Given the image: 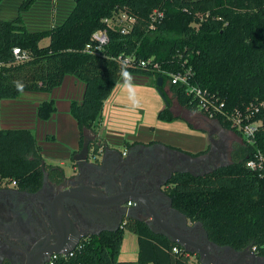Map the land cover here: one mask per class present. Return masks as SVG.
<instances>
[{"label":"trees","instance_id":"16d2710c","mask_svg":"<svg viewBox=\"0 0 264 264\" xmlns=\"http://www.w3.org/2000/svg\"><path fill=\"white\" fill-rule=\"evenodd\" d=\"M34 1L22 0L14 18L0 19V99L17 98L28 91L50 92L66 75H74L84 84L82 99L70 101L79 130V150L89 138V151L97 157L107 147L98 135L97 120L122 72L148 75L153 84L162 77L156 88L165 106L157 118H182L198 128L192 114L196 101L185 93L184 86L169 84L178 104L175 109L163 90L166 73L123 66L115 59L117 55L153 57L167 72L190 67L193 82L219 96L226 111L251 113V120L261 124L254 143L249 144L228 120L216 116L222 127L240 137L230 148L231 163L200 176L176 172L169 179L166 194L172 207L189 221L201 222L215 244L235 250L249 247L264 257V177L261 171L245 165L256 149L264 150V0H74L63 22L30 31L20 11ZM154 10L163 12L160 21H152ZM118 11L135 19L127 34L108 28L104 21ZM98 29H106L109 41L95 54L84 48ZM43 39L48 43L41 46ZM14 47L26 50L29 58L17 61ZM54 111V101L43 100L37 116L45 120ZM44 172L52 181L64 177L61 166L45 162L31 130L0 128V181L8 179L20 190L36 192ZM124 229L136 235V264H188L190 256L196 259L195 264L201 263L197 255L151 231L143 220L129 218L115 231L82 239L72 255L59 257L55 264H121L118 255Z\"/></svg>","mask_w":264,"mask_h":264},{"label":"water","instance_id":"95a60500","mask_svg":"<svg viewBox=\"0 0 264 264\" xmlns=\"http://www.w3.org/2000/svg\"><path fill=\"white\" fill-rule=\"evenodd\" d=\"M161 84L162 77H158L156 86ZM215 123L225 134L221 124ZM209 138L211 146L205 156L199 157L201 161L210 160L219 148L220 140L212 139L211 131ZM88 145L89 138L72 155V174L51 182L44 172L40 189L32 193L36 199L32 227L35 241L30 251L25 252L24 264H45L52 254L66 255L82 239L102 231H115L129 218L143 220L154 233L164 235L189 254L197 255L201 264H264V257L249 247L235 250L215 244L201 222L189 221L172 207L171 199L162 190L172 174L188 172L200 176L217 169L216 163L208 171L194 173L191 169L197 158L170 147L142 146L139 153L138 148L133 147L127 150L125 157L117 149L104 148L101 156L96 157L91 155ZM223 148L224 163L219 166L231 163L229 143ZM161 177L164 178L161 180ZM6 192L15 193L17 189H0V194ZM128 201L134 205L127 206ZM4 258L11 263L14 260L8 254H1L0 264Z\"/></svg>","mask_w":264,"mask_h":264},{"label":"crops","instance_id":"0c3cea01","mask_svg":"<svg viewBox=\"0 0 264 264\" xmlns=\"http://www.w3.org/2000/svg\"><path fill=\"white\" fill-rule=\"evenodd\" d=\"M56 1V8H49L40 0L34 1L27 10L20 13L25 27L30 31H36L63 22L74 6V0ZM19 2L20 0H1L0 19L14 18L17 15L15 7L17 8ZM169 84L168 80L165 81L163 90L172 101L173 107L177 109L178 104L169 91ZM83 92V82L74 75L68 74L50 92L28 91L22 92L17 98L0 99V128L31 130L41 147L45 162L61 166L64 176H68L72 174L74 167L72 155L79 150V130L70 112V101L71 99L80 101ZM49 99L54 101L55 111L48 119H40L37 116L38 105L43 100ZM164 106L165 101L158 92L156 84H153L152 77L122 72L103 103L101 115L97 120L98 135L105 140L106 148L117 149L122 152L123 157L130 148H138L136 152L139 153L142 151V146L149 147L155 144L194 156L198 152L206 153L209 150L210 131L212 139L216 141L222 136L228 137L227 132L232 133L224 127L222 128L226 133L221 132L216 127L215 122L218 121L208 118L198 109L192 113L198 128L191 127L182 118L172 121L159 120L157 113ZM100 156L101 152L97 157ZM130 239L128 244H125V238L123 239L118 255L121 264H136L137 239L135 235ZM124 251L129 255H123Z\"/></svg>","mask_w":264,"mask_h":264},{"label":"built area","instance_id":"2783aa9c","mask_svg":"<svg viewBox=\"0 0 264 264\" xmlns=\"http://www.w3.org/2000/svg\"><path fill=\"white\" fill-rule=\"evenodd\" d=\"M162 16V11L154 10L152 12L151 19L152 21H160ZM104 21L108 28L119 31L121 34L129 33L135 23V19L123 11L114 12L111 17L106 18ZM150 28H153V23H151ZM108 41L109 38L106 29H98L93 32L91 41L85 45L84 49L88 52L98 54ZM13 54L17 61H24L29 58V53L26 50H21L19 47L13 48ZM115 59L123 66L132 68H150L152 70L166 73L168 75L169 83L184 86L185 93L196 101L197 109L199 111L205 114L208 118L212 119H215L216 116L224 117L228 120L232 128L240 132L246 143H254L255 135L261 122L259 120H251V113L246 112L244 114L239 109L226 111L224 101L221 100L219 96L207 88L193 82L194 73L190 67L184 66L182 70L167 72L165 70H161L159 62L154 60L153 57L142 59L137 57L134 53H121L117 55ZM184 63L185 62H183V65ZM261 105H264V102H262ZM255 110L257 111L258 108L255 107ZM245 165L250 170L261 171L264 177V150L256 149L252 156L247 159ZM13 186H15L14 181H9L8 179H2L0 181V187L2 188ZM131 204L134 203L128 201L126 205L130 206ZM73 250L68 252L66 255L52 254L49 256L45 264H55V261L59 257L72 255ZM173 251H177V248L174 247ZM191 258H194V256H190L188 264H195L196 259L194 258V261L192 262Z\"/></svg>","mask_w":264,"mask_h":264},{"label":"flooded vegetation","instance_id":"af4514ba","mask_svg":"<svg viewBox=\"0 0 264 264\" xmlns=\"http://www.w3.org/2000/svg\"><path fill=\"white\" fill-rule=\"evenodd\" d=\"M226 143H228V137L222 136L219 141V148L216 151V155L210 160L205 159L204 161H201L199 158L202 155L205 156L207 152L194 155L193 157L197 158V160L194 161L195 167H192V172L202 173L203 171H208L213 167L214 163L220 167L219 165L224 163L222 160V151ZM163 178L164 177H161V180ZM167 187L168 183L166 186L162 187V190L165 193ZM6 188L17 189V192L0 194V255L8 254L14 258V260H12L11 263L7 258H4L2 264H24L26 259L25 252L30 251L33 242L35 241V237L32 235V227L35 219L34 206L36 199L32 194L34 192L23 191L16 186ZM0 189H2V187H0ZM133 205L134 204H131L130 206ZM17 232H21L22 234L18 235ZM14 233L17 234V236ZM11 235L15 236L12 237ZM9 242H13L21 248L11 246ZM40 264L44 263L40 262Z\"/></svg>","mask_w":264,"mask_h":264},{"label":"rangeland","instance_id":"374dc122","mask_svg":"<svg viewBox=\"0 0 264 264\" xmlns=\"http://www.w3.org/2000/svg\"><path fill=\"white\" fill-rule=\"evenodd\" d=\"M40 1L41 2H44L46 5H48L49 8H51V7H55L56 8V4H57V1L56 0H40ZM4 2H6V1H4ZM21 2H22V0H20V2L17 4V8L15 7L16 14H18V12H19L18 11V8H19V5H20ZM21 12H23V11H20V13ZM47 41H48L47 39H43V40H41L40 44L41 45H45L47 43ZM145 77H147V76H145ZM227 133H228V137H229V145H230V148H231V146H232L233 143L240 141V137L238 135H235L233 132L232 133L231 132L230 133L227 132ZM134 235L135 234L133 232L129 231L128 229H125V232H124V238H125V242H126L125 244H128V242H130V240H131L130 239L131 236H134ZM123 255H129V254H127L124 251ZM191 260L193 262L194 261V258H191Z\"/></svg>","mask_w":264,"mask_h":264}]
</instances>
